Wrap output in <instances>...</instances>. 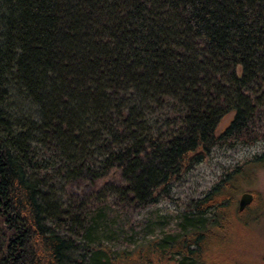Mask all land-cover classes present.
Instances as JSON below:
<instances>
[{
    "label": "trees",
    "instance_id": "16d2710c",
    "mask_svg": "<svg viewBox=\"0 0 264 264\" xmlns=\"http://www.w3.org/2000/svg\"><path fill=\"white\" fill-rule=\"evenodd\" d=\"M259 141L264 0H0V264H222L264 152L162 238L109 253L99 234L113 206L169 199L215 146ZM114 173L88 204L64 191Z\"/></svg>",
    "mask_w": 264,
    "mask_h": 264
},
{
    "label": "rangeland",
    "instance_id": "374dc122",
    "mask_svg": "<svg viewBox=\"0 0 264 264\" xmlns=\"http://www.w3.org/2000/svg\"><path fill=\"white\" fill-rule=\"evenodd\" d=\"M230 119L231 114H228L220 120L215 135L221 132ZM262 152L264 141L251 146H215L204 160L191 165L172 184L169 199L159 200L156 205L147 207L113 206L106 220L107 227L99 234L103 245L108 247L109 253L128 252L140 243L172 233L184 210L183 205L205 194L233 166ZM117 182L118 175L114 173L92 183L83 179L75 180L67 184L64 191L77 201L88 204L92 201L90 196L96 194L104 184ZM248 184L251 186L244 191L251 194L253 204H257V211L250 216L246 228L233 230L228 247L222 253L223 258L217 259L222 264H264V170L257 171ZM106 204L112 205V199H107Z\"/></svg>",
    "mask_w": 264,
    "mask_h": 264
},
{
    "label": "water",
    "instance_id": "95a60500",
    "mask_svg": "<svg viewBox=\"0 0 264 264\" xmlns=\"http://www.w3.org/2000/svg\"><path fill=\"white\" fill-rule=\"evenodd\" d=\"M252 201L251 194L245 192L240 194L238 200H237V211H242L246 206H248Z\"/></svg>",
    "mask_w": 264,
    "mask_h": 264
}]
</instances>
